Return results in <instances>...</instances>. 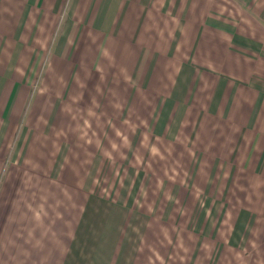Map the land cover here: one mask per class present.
I'll list each match as a JSON object with an SVG mask.
<instances>
[{
    "label": "crops",
    "instance_id": "0c3cea01",
    "mask_svg": "<svg viewBox=\"0 0 264 264\" xmlns=\"http://www.w3.org/2000/svg\"><path fill=\"white\" fill-rule=\"evenodd\" d=\"M0 264H264V0H0Z\"/></svg>",
    "mask_w": 264,
    "mask_h": 264
}]
</instances>
